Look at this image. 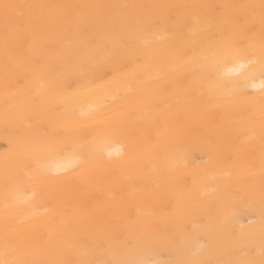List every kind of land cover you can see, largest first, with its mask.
Instances as JSON below:
<instances>
[{"label": "bare ground", "instance_id": "bare-ground-1", "mask_svg": "<svg viewBox=\"0 0 264 264\" xmlns=\"http://www.w3.org/2000/svg\"><path fill=\"white\" fill-rule=\"evenodd\" d=\"M4 3L66 7L0 11V260L264 258V87L223 43L250 12L259 58L261 0Z\"/></svg>", "mask_w": 264, "mask_h": 264}, {"label": "snow or ice", "instance_id": "snow-or-ice-1", "mask_svg": "<svg viewBox=\"0 0 264 264\" xmlns=\"http://www.w3.org/2000/svg\"><path fill=\"white\" fill-rule=\"evenodd\" d=\"M38 8L43 12L48 8L66 7L57 5H19L4 3L0 5V11L3 13V17L6 25L13 22L16 19V12L20 8ZM87 7V6H84ZM93 7H120L128 8L131 6H93ZM220 7H234L239 9H254L255 5H225ZM260 8V39L258 44L259 58L258 59H245L248 55L254 53L257 49V43L255 37V26L249 22V17L252 15L250 12H243L232 16L228 23L231 31L223 37V43H225L236 61V70L242 77H248L256 71H259L262 80V87H264V0H261ZM243 21V23H242ZM249 255H252L251 251ZM0 264H9L7 261L0 260ZM179 264V262H178ZM233 264H264V258H261L258 262L255 260H243L235 261Z\"/></svg>", "mask_w": 264, "mask_h": 264}]
</instances>
